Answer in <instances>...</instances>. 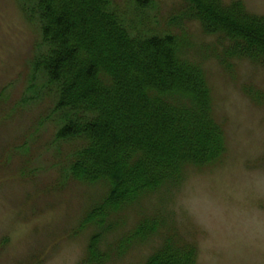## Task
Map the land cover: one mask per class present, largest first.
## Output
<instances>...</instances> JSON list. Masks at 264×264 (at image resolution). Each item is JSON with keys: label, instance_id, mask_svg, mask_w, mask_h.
<instances>
[{"label": "trees", "instance_id": "obj_1", "mask_svg": "<svg viewBox=\"0 0 264 264\" xmlns=\"http://www.w3.org/2000/svg\"><path fill=\"white\" fill-rule=\"evenodd\" d=\"M17 1L40 33L30 67L54 103L53 142L75 144L68 175L106 188L78 226L93 229L82 264L121 257L160 230L163 241L142 264H196L195 246L153 218L106 251L101 242L119 213L223 158L225 132L202 64L171 27L133 21L112 0ZM182 1L186 22L219 42L211 57L223 69L242 60L264 67V15L241 0ZM146 2L134 0L131 11Z\"/></svg>", "mask_w": 264, "mask_h": 264}, {"label": "rangeland", "instance_id": "obj_2", "mask_svg": "<svg viewBox=\"0 0 264 264\" xmlns=\"http://www.w3.org/2000/svg\"><path fill=\"white\" fill-rule=\"evenodd\" d=\"M112 1L133 21L171 27L188 45L207 75L226 151L215 165L190 168L179 185L119 213L101 250L153 218L195 246L196 264H264V67L242 60L223 69L211 57L219 42L186 22L182 0H148L133 11L134 0ZM241 1L264 15V0ZM39 42L18 1L0 0V264H82L93 229L78 226L106 188L68 175L75 144L53 142L54 103L30 67ZM165 235L160 230L101 264H142Z\"/></svg>", "mask_w": 264, "mask_h": 264}]
</instances>
